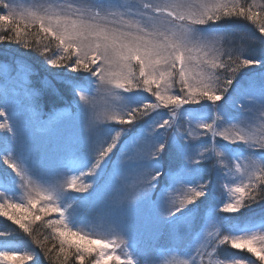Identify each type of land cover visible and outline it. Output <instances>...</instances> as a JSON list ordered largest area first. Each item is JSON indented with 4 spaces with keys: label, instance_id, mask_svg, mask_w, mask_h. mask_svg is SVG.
I'll list each match as a JSON object with an SVG mask.
<instances>
[{
    "label": "snow or ice",
    "instance_id": "6c2138e0",
    "mask_svg": "<svg viewBox=\"0 0 264 264\" xmlns=\"http://www.w3.org/2000/svg\"><path fill=\"white\" fill-rule=\"evenodd\" d=\"M237 20L260 33L256 54L233 43L225 25ZM0 43L38 54L47 73L33 87L31 66L17 67L26 118L0 94V217L17 226L0 237L26 234L49 264H149V247L172 264L161 236L169 251L187 242L193 258L179 264H264V215L244 217L264 204V4L0 0ZM248 74L258 83L242 84ZM65 125L79 131L53 158L42 139ZM37 222L58 248L34 235ZM221 246L237 251L214 259ZM29 248L0 245V264H41Z\"/></svg>",
    "mask_w": 264,
    "mask_h": 264
},
{
    "label": "rangeland",
    "instance_id": "374dc122",
    "mask_svg": "<svg viewBox=\"0 0 264 264\" xmlns=\"http://www.w3.org/2000/svg\"><path fill=\"white\" fill-rule=\"evenodd\" d=\"M251 1H253V0H251ZM35 2H37V0H17V3H20L21 5H24V6H28V5L35 3ZM260 2H261V0H255V3H257V4ZM238 26H239V24H238ZM255 36H259V35L256 34ZM248 39L250 40V38H248ZM254 41L255 40L253 39L251 44H253ZM258 44H259V42H258ZM22 64H27V63L23 60L15 58L14 56L0 54V94H2L5 91H7L9 93L10 110L14 111V113H15L14 118H18V119H23V118H26L28 116L27 108L29 105V100L27 99L26 93L24 92V90L21 86V83H20L21 80L23 79V77L17 72V67L22 65ZM31 77L32 76L29 77L30 81H31ZM250 79H256V81L258 83V77H250L243 84L247 85V83ZM174 91L179 92V88L177 87L176 89H174ZM90 99H91V97H90ZM95 100H96V103H97L99 109H103L105 104L108 102L105 100V98L103 96H96ZM56 106L57 107H64L65 102L59 103V105H56ZM185 107H194V106L186 105ZM51 108H52V106H49L47 109V112H45V114L43 115L44 120H47L48 112L51 110ZM180 123L182 126L181 132L186 131V129H187L186 122L182 121ZM78 131H79V129L77 127H69L66 125L61 126V128L58 131V134L53 135L52 137H44L42 139V143L46 146V148L48 150V154L51 157L55 158L57 155L56 148H57V144L59 142L60 137H65L69 133H76ZM196 131L199 132L201 130L196 129ZM146 134H147V132H146ZM36 135L38 138L40 137V133H36ZM197 139H199V137H197ZM216 139H217V141H220L219 137H217ZM3 168H6V166L2 165V162H0V170H2ZM8 171H11V170L9 169ZM212 178H213V180H215L214 175ZM73 195H75V194L73 193ZM83 215H87V213L82 214L81 218H83ZM262 215H264V212L259 214V215L250 216L249 218H255L258 221ZM2 221H3V223L9 222L11 224V222L7 221L6 218L0 217V222H2ZM16 227L17 226L12 225V229H14ZM0 231H1V229H0ZM141 232H142V237H143L145 244L149 245V246L152 245L153 241H152L151 237H152V234L155 232V224L150 219H145L143 222ZM7 239L8 238H6V237H0V245L4 244L5 241L9 240V239L8 240ZM155 244L163 252L165 259H167L168 261H171L172 264H179V262L184 261V260L190 261L193 258V257L185 256L182 254L185 247L187 246L186 241L182 242L178 247L173 248L171 251H169L168 248L166 247L169 244L168 238L166 236H161L157 241H155ZM14 246H17L20 248V246L18 244H14ZM162 246H164V247H162ZM197 246L198 245L195 244V242L192 245L193 248H195ZM25 248H27V247H25ZM25 248L21 247L22 250ZM29 250H31V249H29ZM208 251H211V250L209 249ZM236 251L237 250L230 249L227 246H221L219 256H214V259L223 258L227 255H230L232 252H236ZM148 255H149V264H164V261H162L158 257L157 253L155 251H153L151 249V247L148 248ZM242 255L248 256L249 254L244 252V253H242ZM193 256L199 262L200 256L196 255L195 252H193ZM204 259L207 260V257L205 256Z\"/></svg>",
    "mask_w": 264,
    "mask_h": 264
},
{
    "label": "trees",
    "instance_id": "16d2710c",
    "mask_svg": "<svg viewBox=\"0 0 264 264\" xmlns=\"http://www.w3.org/2000/svg\"><path fill=\"white\" fill-rule=\"evenodd\" d=\"M253 1L251 0H247V3H252ZM258 4H264V0H261L260 3ZM233 24H242L241 26L246 27L245 30H251L252 32H248L249 34L252 33H256L258 34V30H256L254 25H251L249 22L244 21V20H237L235 21ZM243 27V28H244ZM247 30L245 31L246 35L248 36L249 34L247 33ZM260 35V33H259ZM244 44V43H243ZM237 48L238 47H246V45H242V43H236ZM0 53L2 54H11V55H15L16 57H27L29 58V60H31V62H33L34 64H36V66L38 67V70L40 71L41 74H45L47 75V73L44 71V67L42 65V63L40 62V58L38 56V54L31 52L30 50H26L23 48H19L17 45L15 44H7V43H0ZM255 53V52H254ZM242 72H246L247 70L242 69ZM264 212V204L261 205H254L253 208L249 211V210H245L244 212V217L249 218L250 216H255V215H259L261 213ZM50 219H54L57 218L54 215L47 217ZM35 231H34V235L41 241H43L46 245V247H52L53 244L56 245V247L58 248V241H54L51 239L52 233L51 230L46 229L42 224H39V222H37L36 225H33ZM17 228V227H16ZM14 228V229H16ZM0 229L1 231H4L6 233H10L12 232V225L9 222H0ZM18 230V229H17ZM19 231V230H18ZM45 236H48L49 239L45 240ZM8 240V239H7ZM12 243L14 244H18L21 247L25 248V247H29V249H35L36 252H40V249L31 242V239L29 237H27L26 234H23L22 232H20V236L19 237H14L11 240L5 241V243ZM40 258H41V264H49V261L46 260L43 257V253L40 252Z\"/></svg>",
    "mask_w": 264,
    "mask_h": 264
}]
</instances>
